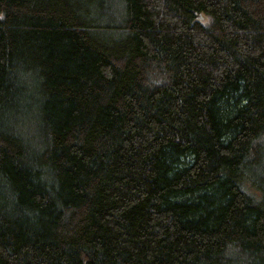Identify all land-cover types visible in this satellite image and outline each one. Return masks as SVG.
<instances>
[{"label":"trees","instance_id":"obj_1","mask_svg":"<svg viewBox=\"0 0 264 264\" xmlns=\"http://www.w3.org/2000/svg\"><path fill=\"white\" fill-rule=\"evenodd\" d=\"M0 264H264V0H0Z\"/></svg>","mask_w":264,"mask_h":264}]
</instances>
